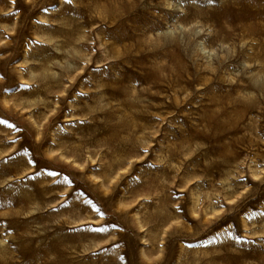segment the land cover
I'll use <instances>...</instances> for the list:
<instances>
[{
	"label": "rangeland",
	"instance_id": "obj_1",
	"mask_svg": "<svg viewBox=\"0 0 264 264\" xmlns=\"http://www.w3.org/2000/svg\"><path fill=\"white\" fill-rule=\"evenodd\" d=\"M0 264H264V0H0Z\"/></svg>",
	"mask_w": 264,
	"mask_h": 264
},
{
	"label": "bare ground",
	"instance_id": "obj_2",
	"mask_svg": "<svg viewBox=\"0 0 264 264\" xmlns=\"http://www.w3.org/2000/svg\"><path fill=\"white\" fill-rule=\"evenodd\" d=\"M229 2H230V0H224L225 5H228ZM242 2H243V0H237V4H241ZM233 10H234V7L231 8L232 12L227 10L224 13V17L222 20H224L225 23H231V21H234L233 19H234L235 11H233ZM246 12H247V10L243 9V5H240V11L238 12L239 21L244 22V23L246 22V19H244V17L246 16ZM195 16L198 17L199 15L195 14ZM136 31H137V27H135V30L133 31V33L135 35H136ZM124 38L127 39V35H126V37H119V39H124ZM224 38H228V36H226ZM132 43H134V44L138 43L137 44V53H139V56H143L142 60L144 62V68L151 70V75H150L149 79L162 77V76H164V73H167V75L165 76V79L167 82H172V81L178 82V81L182 80L184 78V76H187L188 74L193 73L195 75V80H197V81L199 80V81L204 82L205 84H209V81L207 79L199 77V74L201 71L198 70L197 66L192 67V71H191V68L188 66L187 61L185 59H179V57L175 59L173 56H171V54L163 53L159 49L156 52L152 53L150 50V45L137 40V38H135V40ZM130 44L131 43H129V44L125 43L123 48H125L126 46H128ZM119 45L122 46V44H119ZM115 49H118V48H115ZM153 55H156L160 60L153 62L151 60V57ZM168 60L173 61V64H172L173 66L170 63H167ZM213 72L216 73L215 70ZM219 79L221 81L222 76H220ZM133 92H134V90L132 88L125 91L126 98L129 102V106L137 105L135 100L132 99V96L134 95ZM139 100H140V102L138 103V105H141L144 102V99L139 98ZM144 128H146L145 125L143 127H140V129H144ZM122 130H131V129H130L128 124H122ZM133 131L135 132V129H133ZM134 139H135V137H133V136L129 139H121L120 145L124 147L123 149H121V151L123 153H125L127 155L130 154V148L126 147L125 145H129L130 142H132V140H134ZM134 141H136L137 143L139 142V140H134ZM132 151L134 152V150H132ZM111 164L115 165L116 160H112L109 165H111Z\"/></svg>",
	"mask_w": 264,
	"mask_h": 264
}]
</instances>
